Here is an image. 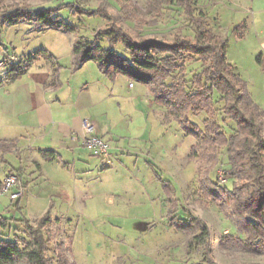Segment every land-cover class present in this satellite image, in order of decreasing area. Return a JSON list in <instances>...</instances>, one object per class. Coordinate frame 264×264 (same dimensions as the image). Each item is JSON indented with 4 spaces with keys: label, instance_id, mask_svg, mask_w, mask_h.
Here are the masks:
<instances>
[{
    "label": "rangeland",
    "instance_id": "1",
    "mask_svg": "<svg viewBox=\"0 0 264 264\" xmlns=\"http://www.w3.org/2000/svg\"><path fill=\"white\" fill-rule=\"evenodd\" d=\"M62 1L71 0H5L3 9L16 5L34 8L57 6ZM101 1L91 0L90 5L97 7ZM109 1L113 4L111 12L121 15L120 25L135 38L142 33L147 38L171 42L179 35L190 38L194 36L187 16L179 7H167L159 14L158 10H150L146 0ZM250 2L194 0L196 14L207 17L208 29L215 36L228 38V59L248 81L251 97L264 111V67L261 59L258 60L262 51L260 35L247 27L244 28L243 37L234 34L235 27L244 23L249 16ZM119 6H123L121 13ZM61 15L72 24L79 25L78 32H40L39 27L30 23L2 26L0 61L14 52L29 54L47 50L63 66L64 76L67 74L70 77L68 71H71L73 65L76 38L82 36L91 39L94 32L107 22L88 13L73 15L67 8L62 9ZM40 59L42 62H53L45 56ZM190 67L197 71L200 64L191 63ZM98 73L107 82L106 86L114 87L113 82L100 73L97 64L89 61L75 79L79 88L86 84L91 91L94 86L100 87L99 84L92 86L89 80ZM130 80L135 85L134 89L128 87ZM129 81L118 79L114 96L110 100L104 99L107 89L100 87L96 96L100 105L90 114L91 122L97 124L98 120L103 119L104 108L110 105V126L112 123L119 125L125 138H119L121 144L118 147L115 146L117 142L113 144L115 140L111 141L114 150L111 151L113 157L109 162L88 155L85 161L91 164V168L87 172H81L73 165L65 170L66 178L72 182L65 189L44 180L33 162H23L34 156L33 151L28 152L22 160L13 153L0 152V156L4 155L12 167L18 168L24 164L27 176L31 178L26 184L27 180L19 177L24 180L26 187L32 181L30 192L33 194L25 197L22 212L15 210L8 196L0 197V218L10 220L9 227L0 231V237L14 240L17 236H27L24 226L13 218L24 216L34 221L41 217L50 204V201L44 200L45 196L53 191V223L48 234L52 244L61 241L67 244L72 264H212L205 259L204 246H198L196 242L190 244L191 235L176 230L168 217V196L164 189L169 186L175 189L180 207L190 209L208 224L210 256L214 263L264 264V254L235 247L226 250L222 247V237L236 232L235 221L233 216L224 214L200 194L199 180L206 161L202 158L190 161L188 158L196 139L185 135L179 123L167 116L166 108L154 102L151 93L149 98L152 101L146 102L142 98L135 101V93L144 84L130 78ZM195 121L201 123L200 119L195 118ZM227 125L232 126L233 123ZM229 126L227 130H230ZM125 149L133 154H122L120 150ZM157 152L160 160L164 156V166L157 160ZM223 164H226L225 161ZM221 166L222 163L213 171V179ZM4 169L5 164L1 162L0 179ZM77 171L82 181L75 184L73 180ZM227 187H232V180ZM40 190H43L44 199L38 198ZM28 201L31 205L27 207ZM179 214L185 217L182 211Z\"/></svg>",
    "mask_w": 264,
    "mask_h": 264
},
{
    "label": "trees",
    "instance_id": "2",
    "mask_svg": "<svg viewBox=\"0 0 264 264\" xmlns=\"http://www.w3.org/2000/svg\"><path fill=\"white\" fill-rule=\"evenodd\" d=\"M4 1L0 0V29L5 25L30 23L39 27V31L78 32L79 25L61 15L64 8L70 9L73 15L88 13L103 18L107 24L96 30L91 39L76 38L73 69L79 70L85 63L94 61L112 80L126 76L147 85L154 102L166 108L167 116L179 123L185 135L196 139L188 158L206 161L199 180L201 196L224 214L233 216L236 232L222 237V247L264 254V111L252 99L248 82L228 60V38L215 36L208 29L207 17L196 14L194 0H146L150 10H158L159 14L171 6L183 9L194 36L179 35L171 42L147 38L142 33L135 38L120 25L121 15L111 12L113 4L109 0H102L97 7L90 5L91 0H71L57 6L16 5L3 9ZM122 10L123 6H119L120 13ZM245 27V23L236 26L234 34L243 37ZM44 56L55 59L47 50L23 55L26 64L13 65L4 78L17 80ZM191 63H199L200 69L195 71ZM230 122L232 126L227 125ZM15 147L13 143L0 142L3 154ZM42 154L47 160L55 158L52 151ZM3 156H0V163L5 164L6 175L14 174ZM221 163L228 178L226 185L220 184L217 174L215 179L211 177ZM230 180L232 187L228 188ZM2 186L0 179V189ZM164 191L168 196V217L176 230L191 235L190 244L196 242L204 246L205 259L216 264L210 256L208 224L190 209L178 205L173 187L166 186ZM19 200L12 204L22 212ZM13 219L24 226L27 236H17L14 240L0 237V264H72L67 244L64 241L52 244L48 234L53 223L51 206L34 221L24 216ZM9 224V219L1 217L0 231L7 229Z\"/></svg>",
    "mask_w": 264,
    "mask_h": 264
},
{
    "label": "crops",
    "instance_id": "3",
    "mask_svg": "<svg viewBox=\"0 0 264 264\" xmlns=\"http://www.w3.org/2000/svg\"><path fill=\"white\" fill-rule=\"evenodd\" d=\"M248 15L244 23L247 28L255 30L260 35V46L262 49L260 57L261 64L264 67V0H251ZM10 55L23 56L28 54L14 52L8 56ZM87 63L76 71L72 65L71 71H68L71 74L70 77L67 74L64 76L63 66L55 59L53 62H42L39 59L15 81L5 79L4 75L6 73H0V142L13 143L16 147L9 153L15 154L20 160L28 152L33 151L34 156L30 157V159L26 158L23 162H33L44 180L60 186L62 190L63 188L65 189L66 185L68 186L69 183H72L66 178L65 170H68L72 165L76 169H80L81 172H87L91 168V164L87 163L85 159H87L88 155H94L82 145L81 138L84 133V121L87 119L91 121V111L100 105V100H96L100 87L107 89L104 93L106 94L104 99L110 100L114 96V89L117 87L118 79L129 81L126 76H118L112 80L99 70L100 73L113 82V88L106 86L107 82L103 80L99 73L93 75L89 80L92 86L99 84L100 87L94 86L93 91L89 89L87 84L83 88H79L75 79ZM131 83L133 82L130 80L128 87L134 89L135 85L133 83V86H131ZM149 95H151L149 88L144 84V86L138 88L134 100L142 98V100L149 102L151 100ZM104 102L108 103V101ZM110 111V105L108 108H104L103 119L98 120L96 125L98 126V134L110 139L112 142L115 140L113 144L115 145L117 142L115 146L118 147L121 144L119 138L125 137H123L122 129L119 125L112 123L110 126ZM113 150L114 147L111 151ZM43 151H52L55 154V158L53 160L45 159L42 154ZM120 151L122 154H133V152L126 149ZM112 154L111 157H113ZM159 155L157 152L155 156H158L157 160L164 166V156L161 159L162 162L159 159ZM111 157L109 159L97 158L103 162H109ZM147 162L149 163V161ZM12 168L14 169V174H20L21 179L27 180L25 182L27 184L31 177L27 176L24 164L22 163L18 168ZM6 173L7 171L4 169L2 181ZM75 173L74 175L76 176L73 181L77 184L82 180L80 175L77 174L78 171ZM21 183L25 188V195L18 202L22 211L25 197L33 194L30 192L32 181L29 182L27 187L24 180ZM34 194L36 193L34 192ZM38 195L41 196L38 198L44 199L42 198L43 190H40ZM54 196L53 191L46 194L44 200L50 201L46 212L50 206L52 208ZM38 198L36 197V200ZM12 203H16V201H11ZM30 205L31 203L28 201L27 207ZM15 210L19 211L16 208Z\"/></svg>",
    "mask_w": 264,
    "mask_h": 264
},
{
    "label": "built area",
    "instance_id": "4",
    "mask_svg": "<svg viewBox=\"0 0 264 264\" xmlns=\"http://www.w3.org/2000/svg\"><path fill=\"white\" fill-rule=\"evenodd\" d=\"M22 63L26 64L24 57L10 55L0 61V69L6 73L13 65ZM133 86V83H131ZM82 145L87 148L94 156L109 159L111 157L112 144L111 140L98 134V126L90 120L84 121V133L82 135ZM218 181L222 185L228 183V178L224 167H221L218 172ZM25 195V188L22 186L21 180L17 175H6L3 180V186L0 189V197L8 196L11 201H17Z\"/></svg>",
    "mask_w": 264,
    "mask_h": 264
}]
</instances>
